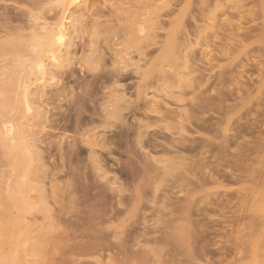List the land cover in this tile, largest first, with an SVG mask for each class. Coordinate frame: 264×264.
<instances>
[{"label": "rangeland", "instance_id": "374dc122", "mask_svg": "<svg viewBox=\"0 0 264 264\" xmlns=\"http://www.w3.org/2000/svg\"><path fill=\"white\" fill-rule=\"evenodd\" d=\"M73 13L72 59L43 56ZM40 62L22 121L0 108L29 141L31 168L0 154L21 264H264V0H0V88Z\"/></svg>", "mask_w": 264, "mask_h": 264}, {"label": "bare ground", "instance_id": "6f19581e", "mask_svg": "<svg viewBox=\"0 0 264 264\" xmlns=\"http://www.w3.org/2000/svg\"><path fill=\"white\" fill-rule=\"evenodd\" d=\"M68 1L69 0H67V2ZM76 14H78V16H82L81 13L80 14L76 13ZM78 16L75 15L74 13L70 16V17H72L71 18V25H70L72 27L71 31L70 30L68 32L60 31L58 33L59 35L57 34V36H59V38L66 37V40L63 43L57 45L54 42V40L51 39L52 33L50 34V37H48V41L45 43V45L42 46V49H41V54L43 56H49L54 60L60 59L61 63L69 61L72 59V55H74L75 52H73L74 51L72 48L73 43H72V38L70 35L72 32H75L77 30L78 26H77L76 22H77V19H79ZM62 23L63 22H61L60 25H62ZM59 63H60V61H59ZM58 66H62V65L54 63L50 66H47V65L44 66L40 62L39 63V67H40L39 72L40 73H38L39 75L37 74L38 76H35L34 73L30 69H26L23 72L24 73V75L22 74L23 77H20L21 75L20 76L16 75V74H18L17 72H14L15 75H12V76L10 74V76H11L10 80L8 82L4 83L0 89L2 90V92H5L6 94L9 93L8 91H10V92L14 91V94L12 95L13 97H10L9 95H7L8 97L6 96V99H4V101L2 100V104H1L2 106L0 108L3 109L4 111H6V115H7V113L9 114V112L12 113V111H13L15 116L13 114L12 115L10 114V115L13 118L16 117V118H18V120L22 121V119H20L21 117L23 118V116H21L22 114H20V116H19V113L21 110L19 111V113L17 112V110L19 109L18 106H20V105H18V103H19L18 98L20 97L23 100V102L25 103V104L24 103L23 104L26 107V110L29 109V103L27 102L28 96L35 97V100L36 99L38 100L39 98H41L40 96L42 95L41 92L40 93L36 92V90L38 89V88H36V85H39L37 82L40 79H42L46 73L54 74L55 72H57V70H59ZM60 69H62V67ZM40 82L41 81H39V83ZM32 86H35V88L33 89ZM30 107H31V105H30ZM37 107H39V106H37ZM38 110H39V108H38ZM21 121H19V123ZM28 142L29 141H27V135L25 134V130L23 129V127L18 126V128L13 129L11 125L7 124L6 120H0V154L6 158L7 162L9 161V163L13 166L14 169H16V168H27L28 169L29 165H27V167L25 165L26 163H29L28 159H27V155H26L27 154L26 150L28 149ZM256 144H254V145H256ZM248 147H250V145ZM24 150H25V153H24ZM248 150H247V152H248ZM260 150H261V148H260ZM25 161H27V162L25 163ZM29 168H31V167H29ZM263 169H264V167H263ZM26 174H28L27 171L25 172V176H26ZM18 178H20V179H16V181L13 182L14 186L12 185L13 189L11 191L9 189L7 190V188H9V186L11 188L10 183H6V185H7L5 187L6 191L0 192V210L3 209V212H4L3 214H1L2 212L0 214L2 217L5 214L4 218L0 219V264H21V262L24 261V259H22L23 249H21V244L24 242V240L21 239V235L24 232V229L28 225L26 226L27 223H26V221L24 222V216L23 215H24V213H26L25 211H28L27 209L30 208V204H32V203L29 200V197L27 195L28 189H26V184L28 187V180L26 179L27 183L25 182L26 183L25 184V183H23V180H22L23 177L21 178L18 175ZM257 178H258V176H257ZM257 189L253 188V191L251 190L252 198L251 197L250 198L252 200H254L252 202V204L253 203L254 204L252 205V207L249 208V210L252 208V213H253V211L255 213L256 211H258V209H260V211H262V214H263L261 216H264V183H263V186L261 187V189H258V190ZM257 200H258L259 204L256 203ZM32 205H34V204H32ZM11 207L17 209V211H18L17 214L12 213ZM260 225H261V231H262L261 234L263 236L262 238H264V217L261 220ZM253 228L255 229L254 225H253ZM25 230H27V229H25ZM25 232L27 233L28 231H25ZM24 235H27V234L24 233ZM252 238H254V237H252ZM25 239H27V238H25ZM257 239L259 240V238H257ZM257 239L255 240V238H254L253 240L258 242ZM260 241H261V237H260ZM252 242H253L252 245L256 247L257 245H254L255 242L254 241H252ZM254 249L256 250V248H254ZM251 252L254 253V250H252ZM253 257H252V260H253L252 262H254V260H255L254 258L256 256L254 258Z\"/></svg>", "mask_w": 264, "mask_h": 264}]
</instances>
